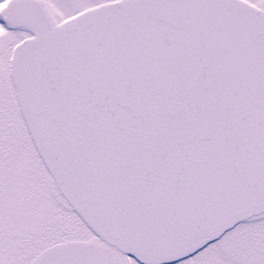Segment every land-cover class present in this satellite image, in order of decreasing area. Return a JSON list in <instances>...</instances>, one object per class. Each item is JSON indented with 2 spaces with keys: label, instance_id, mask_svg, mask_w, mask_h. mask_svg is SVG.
Here are the masks:
<instances>
[{
  "label": "snow or ice",
  "instance_id": "6c2138e0",
  "mask_svg": "<svg viewBox=\"0 0 264 264\" xmlns=\"http://www.w3.org/2000/svg\"><path fill=\"white\" fill-rule=\"evenodd\" d=\"M0 264H264V0H0Z\"/></svg>",
  "mask_w": 264,
  "mask_h": 264
}]
</instances>
